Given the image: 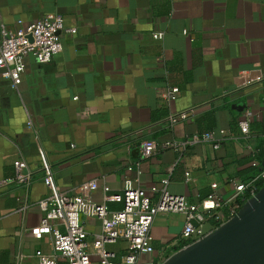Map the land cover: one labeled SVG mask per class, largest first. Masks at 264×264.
<instances>
[{
  "label": "crops",
  "instance_id": "1",
  "mask_svg": "<svg viewBox=\"0 0 264 264\" xmlns=\"http://www.w3.org/2000/svg\"><path fill=\"white\" fill-rule=\"evenodd\" d=\"M50 13L63 16L62 53L45 64L25 57L17 88L0 67V264H38V251L54 254L52 237L33 231L49 193L38 144L59 187L87 202H105L106 187L109 195L143 189L155 201L166 188L192 205L221 201L205 230L228 222L239 204L236 185L264 169V0H0L12 29ZM174 88L180 93L170 101ZM245 109L254 120L243 138ZM181 112L188 118L171 126L169 116ZM207 132L221 141L218 148L198 142L160 149ZM148 141L158 152L142 158L139 147ZM18 160L32 183L2 184L14 178ZM92 181L97 189L83 188ZM83 223L91 239L102 231L94 217ZM184 223L183 214H159L150 230L153 251L141 264L178 252Z\"/></svg>",
  "mask_w": 264,
  "mask_h": 264
},
{
  "label": "built area",
  "instance_id": "2",
  "mask_svg": "<svg viewBox=\"0 0 264 264\" xmlns=\"http://www.w3.org/2000/svg\"><path fill=\"white\" fill-rule=\"evenodd\" d=\"M64 31L63 16L58 13H50L38 20L23 25L18 22L15 29L7 26L0 14V67L2 77L11 81L17 88L25 72L24 58L32 55L40 64L51 61L63 51L59 32ZM70 34H76L77 30H67ZM185 34H188L185 31ZM156 39L163 37L162 33L154 34ZM178 88L172 89L167 95L170 101L179 96ZM188 113L181 112L169 116L171 126H175L188 118ZM254 113L245 109L238 121L239 137H249ZM32 128V124L30 126ZM35 133L36 130H34ZM222 139L226 138V132L221 131ZM221 141H217L214 133L207 132L202 135L188 137L181 142L165 143L160 149L173 148L176 151L183 150L198 142H216L218 148ZM142 158H149L158 152V145L153 141L144 142L139 147ZM38 153L41 162L43 180L49 190L46 197L39 201L38 205L42 213L41 223L33 231L37 236L50 235L54 254L37 252L38 264H60L62 259L66 264H141L142 255L151 253L153 245L150 230L155 218L159 214L179 213L185 216L182 239L184 245L181 249L170 255L163 256L155 262L145 264H168L178 253L201 242L222 225L209 232L204 224L215 216V210L221 207V201L203 202L199 205L189 203L186 196L174 195L166 188L162 190L159 200H153L145 190L125 188L122 194L109 195V188H105L107 196L105 202H87L81 195L72 194L62 190L56 180L52 164L41 144H38ZM15 176L12 180H5L4 185L17 184L29 186L33 181V173L28 170V165L23 160L14 163ZM264 186V169L254 178L236 185L233 200L239 204L232 211L229 221L249 203L261 191L259 183ZM95 190L98 187L96 181L85 184L83 188ZM214 187H216L214 185ZM157 191L156 187L152 188ZM122 202L123 208L117 211L110 210L106 202ZM83 216L94 217L100 221L102 231L99 235L90 238ZM126 243V249L115 252L109 247L118 243Z\"/></svg>",
  "mask_w": 264,
  "mask_h": 264
},
{
  "label": "water",
  "instance_id": "3",
  "mask_svg": "<svg viewBox=\"0 0 264 264\" xmlns=\"http://www.w3.org/2000/svg\"><path fill=\"white\" fill-rule=\"evenodd\" d=\"M168 264H264V188L234 218Z\"/></svg>",
  "mask_w": 264,
  "mask_h": 264
},
{
  "label": "rangeland",
  "instance_id": "4",
  "mask_svg": "<svg viewBox=\"0 0 264 264\" xmlns=\"http://www.w3.org/2000/svg\"><path fill=\"white\" fill-rule=\"evenodd\" d=\"M95 264H97V263H95Z\"/></svg>",
  "mask_w": 264,
  "mask_h": 264
},
{
  "label": "trees",
  "instance_id": "5",
  "mask_svg": "<svg viewBox=\"0 0 264 264\" xmlns=\"http://www.w3.org/2000/svg\"><path fill=\"white\" fill-rule=\"evenodd\" d=\"M240 202V201H239Z\"/></svg>",
  "mask_w": 264,
  "mask_h": 264
}]
</instances>
